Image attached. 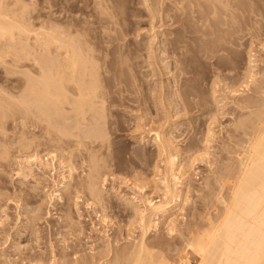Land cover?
Masks as SVG:
<instances>
[{
  "label": "rangeland",
  "instance_id": "obj_1",
  "mask_svg": "<svg viewBox=\"0 0 264 264\" xmlns=\"http://www.w3.org/2000/svg\"><path fill=\"white\" fill-rule=\"evenodd\" d=\"M2 1L9 11L19 12L18 8L26 6L25 19L36 29L40 28L44 7L48 5L45 1L52 6V13L58 10L54 16L65 24L80 21L92 49L90 53L99 65L106 116L100 125L97 122L104 138L87 137L79 142L78 138L69 137L70 140L58 142L56 131L24 109L15 105L0 113V239L10 233L11 244H18L19 251L36 252L25 264H51L59 259L62 264H74L79 258L109 252L106 259L131 247L141 236L142 228L136 220L135 203L126 201L147 195L157 203L164 197L153 182L163 172L158 178L154 175L158 173V159L154 134L148 131L152 126L154 131L159 127V131L170 132L180 150L177 177L182 178L179 182L183 201L174 207L173 215L160 217L157 227L148 228L145 241L155 254L176 262L191 238L222 218L225 199L242 167L241 159L248 154L252 140L261 134L264 0H225L228 7L217 8L215 20L207 15L212 11L210 7L207 12L210 5L204 4L208 6L205 9L193 0ZM16 1L18 5L14 4ZM5 7H1L4 12L8 11ZM200 7L205 12L202 15L198 12ZM210 30L211 35L207 34ZM33 40L34 35H30L28 42ZM5 56H0V88L18 95L24 85V72L30 68L36 72L37 67L31 61L17 62L14 56ZM250 74H255L250 78L252 82ZM138 117L142 119L139 123ZM21 138L32 140L33 146L22 149ZM36 153L49 160L54 155L57 171L49 178L46 170L51 182L42 179V188L38 189H34L38 186L36 181L46 171L42 169V174L37 160L30 162L32 169L27 168L29 177L19 172L27 156ZM194 156L196 161L190 162ZM182 172L187 173L180 175ZM89 174L98 178V184L106 177L104 204L100 203L107 209L91 200ZM131 181L143 189H132ZM64 184H68V189L62 187ZM44 185L48 186L45 190L50 188L52 192L57 188L61 194L49 202V193L42 192ZM171 218L173 226L169 224ZM7 229L9 233L5 234ZM2 241L0 264L5 260L1 254L13 252L12 245L4 247ZM189 256L196 262L195 255Z\"/></svg>",
  "mask_w": 264,
  "mask_h": 264
},
{
  "label": "bare ground",
  "instance_id": "obj_2",
  "mask_svg": "<svg viewBox=\"0 0 264 264\" xmlns=\"http://www.w3.org/2000/svg\"><path fill=\"white\" fill-rule=\"evenodd\" d=\"M180 1L182 2V0H177L178 3ZM193 1H198L197 4L199 6H202L204 4L210 5L209 7L207 6V12H209V10L211 9L210 7H212V11L210 10L211 12L207 15L212 20L217 19V8L225 9L226 7H228L226 2L227 0H203L204 2H201L202 0ZM0 2V56L11 55L16 58L15 61L17 62L21 60H27L33 62L32 64L37 67L36 72H32L30 70L31 68L27 69L26 72H24L25 81L23 87L20 88V94H8L6 91H4V89L2 90L0 88V93L2 94V97L0 98V113H2L5 108H7L8 110V108H11V106L16 105L17 107L24 109L25 113L27 112L29 113V115L32 114V117L34 115L37 116L38 120H40L42 123L46 122L49 129L52 128L53 131H56L55 133L58 134V142L63 141L64 139L69 137L78 138L79 142L80 140L82 141L84 138L87 137L99 139V137L103 135L101 138H104L105 135L102 134V132H99L101 131L100 129H97L99 127L97 126V122L100 125V123L102 122L101 120L105 119L106 116V106L103 101L104 99L106 100V98H104L105 96L103 97V91H100V89L103 87V83L101 80L102 77L99 70V65L97 66L98 63L95 60L96 58L94 56L92 57L93 54L91 55L90 53V50L92 52V49L89 47L90 45L88 44L89 41L86 36L87 34H85L86 32H84L83 27H81L82 24H79L80 21L78 22L77 20H74L75 22H73L72 20V22L69 21L71 23L67 22L65 24V21H61L59 17L54 16L56 13H58V10L52 13L50 11L52 6L49 5V1H45L48 5L44 7V13L42 15L43 20L41 21V26L39 29H36L35 27H32L33 25L30 26L28 24L27 21L29 19H25L26 15L24 16L23 11L26 6H23L24 8L22 7V9L21 7L18 8L19 12H17L16 10H10L12 12L11 13L9 9L3 6L4 2L2 0ZM15 3L17 5L19 4L18 1L14 2V4ZM57 4L59 3L57 2L53 6H57ZM204 6L206 9V5ZM1 7H5V9H7L8 11H2ZM21 10L22 12H20ZM198 12L201 15L205 13L201 7L198 8ZM212 31H207V34H213ZM216 31L220 33V29ZM32 34L34 35V40L33 43H29L28 39L30 35L31 38L33 37ZM204 34L205 32L203 33V35ZM217 39L219 40L220 37L217 36ZM93 59L95 60V62ZM251 61L252 60H250V65L253 62ZM252 66H249L251 67V70L253 68ZM250 69L248 70V72L253 73ZM253 76L251 75L249 79L251 77L253 78ZM4 98H6V101H2ZM162 100L165 102V99L162 98ZM168 100L171 99L168 98ZM263 101H261V103H263ZM164 104H166V102ZM261 108L263 109V113H259V109L257 110V112L260 114L261 119L259 117L258 118L262 122L264 121V105ZM261 108L260 112L262 111ZM156 109L159 111V106ZM167 112L168 111H166L165 113ZM171 118L172 116L170 117V119ZM138 120L139 123L142 119L140 120L138 117ZM150 123L153 124L155 123V121H151ZM261 124H263V122ZM261 124L259 121V126ZM263 125L261 126V134L257 136L258 134L255 133L254 135L257 136V138H255V140H252V143L249 142L251 144L249 148L250 150L248 149L249 152L247 155H245L246 157L243 155L245 161L241 159L242 165H240L242 167L240 168L238 178L234 183V186L229 194L230 196L228 197V199H225V211L222 213V218L216 224L211 223L209 228L206 231L202 232V234H197L198 236L195 235L193 238H191L188 243H186L185 247L181 250V252H179L180 254L178 258L175 259L176 262L174 263H171V260L169 262V259L164 256H161L163 254L160 253L159 255L155 254L156 252L151 251L152 248L148 247L145 241V236L147 235L148 230H150L148 228H150L151 225H153L154 228L157 227L159 224V221L157 220L160 217L168 218L173 215L172 210L174 209V207H177V205L179 203H182L183 201V194L181 189L182 182H179V180L182 178L179 179L177 177L179 176L177 174V170L180 168L179 166H181L179 165L180 154L178 153L180 150L176 148L177 145L175 146L174 139L170 136V132L166 130L159 131V127L158 129L155 127L157 130L155 129L156 131H154V128H152V126H149L148 131L151 134H154L152 141L156 148V154L158 159L157 161L160 162V166L162 165V167H160L157 164L158 162L156 161L155 165L157 166H155V171L159 174L157 173L154 175H157L156 178H158V175L163 172V176L160 175L161 177L159 179L153 178V180H155H151V182L153 181L156 186L158 185V187L161 189V193L163 194L162 197L164 196V199L162 198L163 200L161 199L160 202L158 201L159 203H156L153 201V199H151V197L147 195H143L142 197L140 195V199H137V196L130 197V200L126 202L132 204L135 203L133 205L135 215L137 217L136 220L140 222L142 228V233L138 240L136 238V240L132 243V246L130 245L131 247H128L127 249L124 248L120 252H115L109 258L107 256V258L105 259L106 255L110 254L109 252H106L107 254L97 253L90 256V258H79L74 262V264H264ZM138 127L139 129H143L142 126V128H140V125ZM164 127L165 126H163V129ZM210 131L211 130H209V132ZM71 138H69V140ZM143 138L145 140V136H143ZM19 140L22 149L28 150L33 146L32 140L26 138H21ZM57 145L59 144L57 143ZM52 156L53 157L50 160L40 157L37 153L33 156H27V160L25 159L27 161V164H25L24 160V166L21 165L23 167L20 168L19 172L21 174H19H24V177L27 176L29 174L27 172V168L30 169L33 166L32 163L31 167H29L30 162H33V160H37V164L40 165V169H44L45 171L48 170L49 176H47L49 178H52L50 176H52V174L55 175L56 171V159L54 160V155ZM56 157L57 156H55V158ZM94 157L93 159H95ZM58 161L60 162V160ZM191 161H196L195 156L194 159L190 160V162ZM193 164L194 163H192L191 165ZM94 170L98 171L97 168H95ZM30 171L32 173L34 172V170ZM42 172V174H44L43 170ZM46 173L47 171L44 174L45 176L40 175L39 182L36 181L38 186L35 185L37 186V188L35 187L34 189H38L39 186L41 187V184L43 182L41 183L40 181H47L49 179L46 176ZM186 173L182 172V174L180 175H184ZM90 174L89 176L91 177H88L89 181L87 180L89 196L92 198L91 200H93V202L95 201L96 204L98 203V205L100 204L101 206H103L102 208H104L105 205H102L104 204V202H102V200H104L102 191H104L103 188L106 187L105 182L107 179L106 177L105 179L103 177L102 180L101 177L102 182L98 184V181H96L98 178L96 179L95 177L98 174H95V172V176H92ZM63 177V179L66 180V175ZM54 178L52 182L54 181ZM49 180L51 182V179ZM131 184H133L131 188L138 189V192L143 189L140 186L141 184H139V186L135 182H132ZM151 184L154 186L153 183ZM66 185L68 184H64L62 187H66L68 189V186ZM46 187L48 186L44 185L42 192L49 193V202L52 201L56 196L59 197V194H61L57 191L56 186V190L54 189V191L52 190V192H49L51 191L50 188L49 191L47 189L45 190ZM136 194L139 195L138 193ZM135 199H137V201ZM100 202H102V204ZM138 202H141L143 204L139 206L140 204H136ZM105 208L107 209V207ZM105 214H102L103 218L106 217ZM102 215L101 220H103ZM172 220H170L169 222L170 226L174 225V219ZM171 223H173V225H171ZM7 230L6 232H3L5 234L7 232L9 233V230ZM5 237L1 238L0 241H2L3 239L4 242L2 241V244L4 245V247H8L9 244L12 243L13 237L11 238L10 233ZM2 244L1 246H3ZM11 248L13 249V252H4V254H1V256L5 257V260L2 264H25L26 262L30 263V259L32 260L33 257L37 255L36 252L34 254L32 251H19L21 247H19L18 244L14 246L12 245ZM4 251H6V249H4ZM189 254H193L196 256V262L193 261V256H189ZM58 261H60L61 263V259H59L56 261H51V264H60Z\"/></svg>",
  "mask_w": 264,
  "mask_h": 264
}]
</instances>
